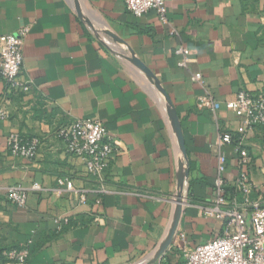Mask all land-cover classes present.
<instances>
[{
    "label": "crops",
    "instance_id": "0c3cea01",
    "mask_svg": "<svg viewBox=\"0 0 264 264\" xmlns=\"http://www.w3.org/2000/svg\"><path fill=\"white\" fill-rule=\"evenodd\" d=\"M166 6L175 35L155 11L137 18L124 0H0V36L26 31L21 79L32 83L27 95L0 83V109L9 112L0 118V256L27 248V264H183L178 243L196 248L226 231L214 209V144L240 122L225 107L217 116L206 108V90L191 75L202 73L221 103L241 91L264 93V0H166ZM180 45L190 50L188 68L179 66ZM129 49L171 98L190 167L180 226L154 263L175 213L182 154L165 99L125 58ZM95 118L118 149L104 187L60 136L69 123ZM12 132L41 140L35 161L12 156ZM247 147L257 198L264 195L262 128L249 134ZM240 174L234 153L225 174L233 197ZM59 179L85 190L88 201ZM35 184L42 190L34 191ZM11 187L28 192L26 207L6 200Z\"/></svg>",
    "mask_w": 264,
    "mask_h": 264
},
{
    "label": "built area",
    "instance_id": "2783aa9c",
    "mask_svg": "<svg viewBox=\"0 0 264 264\" xmlns=\"http://www.w3.org/2000/svg\"><path fill=\"white\" fill-rule=\"evenodd\" d=\"M130 13L141 18L150 11H155L161 22L169 26L170 34H177L172 27L166 6V0H124ZM26 31L17 34L0 36V83L5 82L10 91L24 95L32 91V83L21 79L23 72V49ZM176 54L180 56L179 66L188 68L190 50L180 45ZM194 83L200 84L206 90L205 106L215 116L225 107L239 119V127L235 131H221L214 144L218 159L217 176L214 184L216 218L226 222V231L196 248H188L178 243L184 251L183 264H264V195L253 198V186L248 177L247 169L252 163L248 150L249 134L256 128L264 130V93L251 94L246 91L238 93L235 100L221 103L212 96L205 85L202 73L191 75ZM9 117V112L0 109V118ZM60 136L66 143L68 152L81 158L88 175L96 178L103 186L105 175L113 159L118 155L117 143L109 135L101 119L76 120L60 131ZM238 136L239 139H234ZM237 141V143H235ZM7 143L14 157L35 161L40 153L41 140L27 138L20 132H12ZM237 154L241 174L237 187L242 199L231 196L228 192L225 174L229 158ZM60 186H66L69 191L80 194L81 202L88 201L85 190H78L71 180L59 179ZM34 191H41L38 184ZM101 192H104L102 188ZM6 200L19 208L28 203V192L20 187H11L5 191ZM59 222V221H57ZM59 224V223H58ZM30 251L12 249L5 252L7 264H27Z\"/></svg>",
    "mask_w": 264,
    "mask_h": 264
},
{
    "label": "water",
    "instance_id": "95a60500",
    "mask_svg": "<svg viewBox=\"0 0 264 264\" xmlns=\"http://www.w3.org/2000/svg\"><path fill=\"white\" fill-rule=\"evenodd\" d=\"M115 38V37H114ZM117 42H119L121 45H123L125 48H128L125 43L122 41H119L117 38H115ZM130 56H126L125 58L139 67L148 77V79L155 85V87L158 89V91L161 93L163 98L165 99L169 116L171 123L173 125V128L175 130V133L177 135L180 148H181V161L179 164V174H178V185H177V191L175 195V202H176V209L175 213L172 219V223L170 226V229L168 231L167 236L165 237L163 243L159 247L156 256L154 258V262H156L163 254L164 252L172 245L174 238L177 234L178 228L180 226V222L182 219V215L184 213V204H185V185L189 178L190 174V167L188 163V155H187V148H186V142L183 134V130L181 127V122L179 119V116L177 114V110L175 109V106L169 97L167 91L163 88L161 82L158 80L156 76H154L151 71L144 65L136 56V54L129 49Z\"/></svg>",
    "mask_w": 264,
    "mask_h": 264
},
{
    "label": "trees",
    "instance_id": "16d2710c",
    "mask_svg": "<svg viewBox=\"0 0 264 264\" xmlns=\"http://www.w3.org/2000/svg\"><path fill=\"white\" fill-rule=\"evenodd\" d=\"M259 128H261V127H259ZM234 139H239V137L238 136H235L234 137ZM235 143H237V141H235ZM228 188V187H227ZM228 190V189H227ZM229 192V191H228ZM241 194L237 191H235V195H234V197L236 198L237 197V199L238 200H240L239 198H241L242 199V195L240 196ZM233 196V195H232ZM12 249H18V248H11V249H9V250H12ZM5 252V251H4ZM4 252L2 253V255L0 256V264H7L8 263V261H7V258H6V256H5V254H4ZM4 254V255H3Z\"/></svg>",
    "mask_w": 264,
    "mask_h": 264
}]
</instances>
